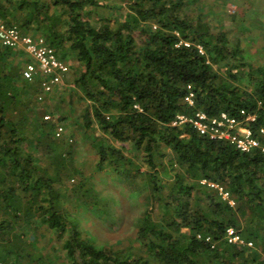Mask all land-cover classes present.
I'll list each match as a JSON object with an SVG mask.
<instances>
[{"label": "trees", "instance_id": "trees-1", "mask_svg": "<svg viewBox=\"0 0 264 264\" xmlns=\"http://www.w3.org/2000/svg\"><path fill=\"white\" fill-rule=\"evenodd\" d=\"M120 1L127 9L122 19L92 21L87 13L98 0H0L5 23L42 35L63 61L73 55L67 99L73 103L76 94L82 126L101 133L92 137L95 170L83 174L73 165L70 134L54 137L66 116L62 104L45 103L59 88L39 100V80L22 75L30 58L0 44V263L264 264V155L171 126L178 113L240 109L257 115L254 128L264 126V70L249 69L237 45L229 49L224 35L189 19L187 0ZM183 40L189 46L178 44ZM187 85L193 106L185 101ZM125 152L140 154L146 169ZM96 172H113L130 188H138L137 177L145 180V206L122 248L79 229L82 214L117 224L111 204L118 199L97 192ZM203 178L223 186L235 205L200 184ZM228 226L252 246L227 243ZM42 231L56 236L64 258L45 262L28 251Z\"/></svg>", "mask_w": 264, "mask_h": 264}, {"label": "rangeland", "instance_id": "rangeland-1", "mask_svg": "<svg viewBox=\"0 0 264 264\" xmlns=\"http://www.w3.org/2000/svg\"><path fill=\"white\" fill-rule=\"evenodd\" d=\"M98 1L100 4L92 7L91 11L87 13L92 21H95L98 16H106L110 20L122 19L127 11L120 0ZM182 10L188 15L189 19L198 21V24L202 22L201 26L206 25L211 33L224 35L227 41L225 44L229 49L232 50L237 45L243 55L240 61H245L249 69L251 68L252 71L257 72L264 70V0H187V4ZM24 56L28 57L29 55L25 53ZM65 62L69 65V70L72 65H76L73 55H68ZM244 70H247V67ZM72 75H74L72 72L67 75L63 85L57 90L60 92L53 94L45 104L52 109L58 103L62 104V112L66 116V118L61 119L64 125L62 135L65 132L68 135L70 134L69 143L74 148L73 165L80 169L83 174L88 175L95 170L94 166L97 160L94 150L96 142L92 140V137H99L101 133L90 131V129H85L82 126L80 114L83 103L77 99L76 94L72 96L75 101L73 103L69 102V87H74ZM243 81L246 80L243 79ZM54 113L56 115L53 116L56 118L59 113L55 110ZM114 144L116 146L121 145L117 142ZM126 154L134 160V167H139L140 171L146 169V164L140 154L135 155L128 152ZM167 159L168 156L165 160ZM93 177L95 178L96 190L100 195L107 194L110 198L117 197L118 204L116 201L113 205L111 204L117 218V224L110 227L91 214H82L78 215L81 233L88 234L98 244L115 242L120 248L129 245L128 239L135 231L137 220L143 206H145L140 189L145 180H142L140 176L137 177L138 188H130L128 182L117 179L113 172H96ZM199 183L201 184L200 181ZM70 207L75 212V204L74 207ZM156 214L155 212L154 216ZM36 240L38 243L28 248V251L33 255H41V259L45 262H57V260L64 258V254L55 249L57 242L53 233L42 231Z\"/></svg>", "mask_w": 264, "mask_h": 264}, {"label": "built area", "instance_id": "built-area-1", "mask_svg": "<svg viewBox=\"0 0 264 264\" xmlns=\"http://www.w3.org/2000/svg\"><path fill=\"white\" fill-rule=\"evenodd\" d=\"M0 44L12 49H22L29 55L31 60L25 63L22 75L27 80L36 78L39 80L41 89L39 100L48 94H52L63 85L69 73V65L57 56L54 48L42 35L23 34L17 26L5 23L0 17ZM178 44L189 46L190 42L183 40ZM196 48L200 53H204L200 44H196ZM186 88L188 94L185 101L188 105L193 106L194 93L190 85H187ZM44 119H51V115L45 114ZM256 122L257 115L244 109H240L238 115L221 112L217 116H209L203 111L196 110L190 114H176L171 126H189L199 135L211 140L226 141L240 152L251 153L259 150L264 155V126L254 128ZM63 133L64 125L60 121L54 129V137H61ZM200 182L215 189L220 198L227 201L229 205H234V200L223 186L205 178L201 179ZM197 238L206 242L211 240L210 236L203 237L201 234H197ZM224 239L230 244L244 247L252 246V242L246 240L232 226L225 229Z\"/></svg>", "mask_w": 264, "mask_h": 264}, {"label": "crops", "instance_id": "crops-1", "mask_svg": "<svg viewBox=\"0 0 264 264\" xmlns=\"http://www.w3.org/2000/svg\"><path fill=\"white\" fill-rule=\"evenodd\" d=\"M31 60V59H30Z\"/></svg>", "mask_w": 264, "mask_h": 264}]
</instances>
